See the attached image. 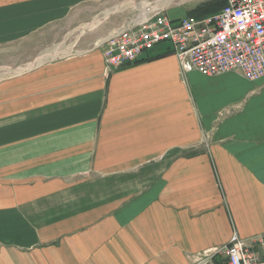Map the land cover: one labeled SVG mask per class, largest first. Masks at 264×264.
<instances>
[{
	"label": "crops",
	"instance_id": "crops-1",
	"mask_svg": "<svg viewBox=\"0 0 264 264\" xmlns=\"http://www.w3.org/2000/svg\"><path fill=\"white\" fill-rule=\"evenodd\" d=\"M113 1L0 0V45ZM99 41L0 81V264H229L264 233V77L184 78L169 42L108 73Z\"/></svg>",
	"mask_w": 264,
	"mask_h": 264
},
{
	"label": "built area",
	"instance_id": "built-area-1",
	"mask_svg": "<svg viewBox=\"0 0 264 264\" xmlns=\"http://www.w3.org/2000/svg\"><path fill=\"white\" fill-rule=\"evenodd\" d=\"M161 1L143 0L148 3L145 18L138 16L97 43L108 73L169 42L184 78L192 71L206 76L237 71L251 81L264 77V0H228L216 12L178 17L177 23ZM220 252L229 264H264V233L250 238L234 233Z\"/></svg>",
	"mask_w": 264,
	"mask_h": 264
},
{
	"label": "rangeland",
	"instance_id": "rangeland-1",
	"mask_svg": "<svg viewBox=\"0 0 264 264\" xmlns=\"http://www.w3.org/2000/svg\"><path fill=\"white\" fill-rule=\"evenodd\" d=\"M142 1L126 0L121 3L120 0H116L111 3V7L116 6L112 10L115 11L112 15L105 16L106 14L101 13L87 23L64 22L56 24L47 30L39 32L31 39L0 45V81L7 77H12L19 71L20 67H24L34 61L36 62L38 57L43 54V51L54 47V45L60 46L59 49L57 47V52L59 53H56L54 57L75 54L76 52L92 48L97 41L107 37L120 25L140 16L143 13L140 10ZM211 1L215 7L228 2V0H173L167 5L170 8L173 7L171 10L172 16L180 18L192 15V10L195 7ZM45 56L47 55L43 57ZM51 58L53 56L44 59L41 57L38 62Z\"/></svg>",
	"mask_w": 264,
	"mask_h": 264
},
{
	"label": "trees",
	"instance_id": "trees-1",
	"mask_svg": "<svg viewBox=\"0 0 264 264\" xmlns=\"http://www.w3.org/2000/svg\"><path fill=\"white\" fill-rule=\"evenodd\" d=\"M214 3L211 2H207L205 4H201L198 7H195V9L192 10V15L194 16H203V15H207L213 12H216L218 10H220L223 6H225V4H221V5H217L216 7L213 5ZM213 5V6H212Z\"/></svg>",
	"mask_w": 264,
	"mask_h": 264
},
{
	"label": "bare ground",
	"instance_id": "bare-ground-1",
	"mask_svg": "<svg viewBox=\"0 0 264 264\" xmlns=\"http://www.w3.org/2000/svg\"><path fill=\"white\" fill-rule=\"evenodd\" d=\"M147 4H148L147 2L140 3V6L143 7V10H142L143 13L140 14V18H141V19L145 18L146 15H147V13H148V11H147L146 8H145V7L147 6ZM54 51H55V53H56V49H55ZM54 51H53V52H54ZM57 53H59V52H57ZM39 60H41V58H40ZM32 67H33V66H32Z\"/></svg>",
	"mask_w": 264,
	"mask_h": 264
}]
</instances>
